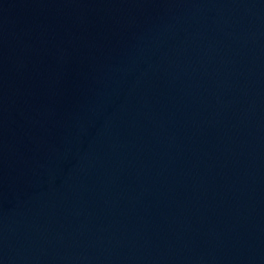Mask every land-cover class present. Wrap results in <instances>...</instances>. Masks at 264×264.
I'll use <instances>...</instances> for the list:
<instances>
[{"label":"water","instance_id":"1","mask_svg":"<svg viewBox=\"0 0 264 264\" xmlns=\"http://www.w3.org/2000/svg\"><path fill=\"white\" fill-rule=\"evenodd\" d=\"M0 264H264V0H0Z\"/></svg>","mask_w":264,"mask_h":264}]
</instances>
